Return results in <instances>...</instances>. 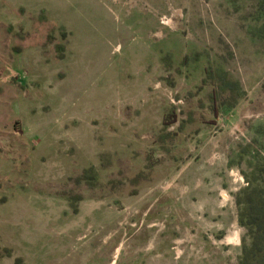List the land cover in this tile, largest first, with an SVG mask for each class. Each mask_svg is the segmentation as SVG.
Here are the masks:
<instances>
[{
	"label": "rangeland",
	"instance_id": "374dc122",
	"mask_svg": "<svg viewBox=\"0 0 264 264\" xmlns=\"http://www.w3.org/2000/svg\"><path fill=\"white\" fill-rule=\"evenodd\" d=\"M248 201L264 0H0V264H241Z\"/></svg>",
	"mask_w": 264,
	"mask_h": 264
},
{
	"label": "trees",
	"instance_id": "16d2710c",
	"mask_svg": "<svg viewBox=\"0 0 264 264\" xmlns=\"http://www.w3.org/2000/svg\"><path fill=\"white\" fill-rule=\"evenodd\" d=\"M254 202L248 201L246 204V211L247 213V219L248 224L252 226L251 230H256L258 232V239L264 243V204L262 206H258L257 203H255V206L253 207ZM256 212V213H254ZM255 227V228H254ZM255 240V236H254ZM264 245V244H262ZM253 249L257 251H247L244 250V257L242 259L241 264H262L264 262V250L259 246V243L255 245V241L253 242ZM259 246V247H258Z\"/></svg>",
	"mask_w": 264,
	"mask_h": 264
}]
</instances>
